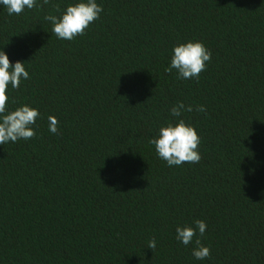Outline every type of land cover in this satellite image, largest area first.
Segmentation results:
<instances>
[{"label": "trees", "instance_id": "obj_1", "mask_svg": "<svg viewBox=\"0 0 264 264\" xmlns=\"http://www.w3.org/2000/svg\"><path fill=\"white\" fill-rule=\"evenodd\" d=\"M72 2L0 6V50L29 73L7 108L40 113L0 145V264H264V0H96L84 34L57 39L44 17ZM187 41L211 52L198 80L165 72ZM177 102L200 161L169 167L149 141ZM195 220L204 260L175 239Z\"/></svg>", "mask_w": 264, "mask_h": 264}, {"label": "clouds", "instance_id": "obj_2", "mask_svg": "<svg viewBox=\"0 0 264 264\" xmlns=\"http://www.w3.org/2000/svg\"><path fill=\"white\" fill-rule=\"evenodd\" d=\"M50 0H0L8 15H19L25 9L49 4ZM57 11H60L57 8ZM103 11L96 0H73L68 3L59 16L46 15L44 19L52 25V33L57 39L73 40L76 36L83 35L89 25L99 18ZM211 59V52L200 41H187L173 46L170 62L165 72L175 70L180 80L199 79L200 73L206 70V64ZM29 79V73L24 67V62L17 61L10 65L7 54L0 50V145L15 143L18 140H29L35 135L33 125L39 117V111L26 104H22L15 110L9 111L7 102L8 86L12 89L20 86L21 80ZM197 112H205L203 105L196 106ZM193 111L192 105L177 102L169 110V115L175 123H167L158 129L155 138L149 141L154 146L159 159L166 162L167 166H180L184 163L196 164L200 161V153L197 150L200 138L191 124L184 119H178L183 112ZM48 131L57 134L58 121L52 116L48 117ZM206 223L203 220H195L193 226H177L175 239L187 246L194 243L192 256L196 260H204L209 257L210 250L200 243L198 237H203L206 231ZM194 237H197L194 239ZM156 240L148 242L147 248L154 249Z\"/></svg>", "mask_w": 264, "mask_h": 264}]
</instances>
